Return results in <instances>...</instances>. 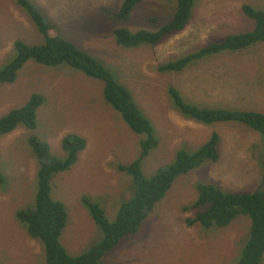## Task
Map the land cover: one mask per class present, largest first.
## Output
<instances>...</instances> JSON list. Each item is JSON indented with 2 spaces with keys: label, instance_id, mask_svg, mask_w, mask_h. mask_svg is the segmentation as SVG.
<instances>
[{
  "label": "rangeland",
  "instance_id": "rangeland-1",
  "mask_svg": "<svg viewBox=\"0 0 264 264\" xmlns=\"http://www.w3.org/2000/svg\"><path fill=\"white\" fill-rule=\"evenodd\" d=\"M31 2L68 41L102 61L131 91L153 124L159 145L142 158L147 135L135 133L106 102L101 82L66 64L49 67L27 62L13 83L0 86V119L24 107L32 95L44 99L36 129L19 126L0 137V173L5 180L0 184V264H46L43 242L31 238L16 216L33 208L38 195L39 163L32 137L47 142L61 160L67 156L62 145L65 137L78 135L87 142L76 165L53 177L50 195L68 212L61 241L75 257L103 237L83 198L104 207L113 222L135 196L134 177L118 166L142 159L141 173L149 179L172 166L177 153H196L214 134L219 136V160L205 161L179 176L140 232L124 238L101 264H238L251 228L249 217L212 229L199 223L191 226L188 220L199 211L192 205L200 184L240 194L264 190V137L241 122L203 124L184 117L175 108L169 87L197 108L264 114V43L195 60L181 73H161L158 67L229 35L253 31L255 22L243 7L262 10L264 0H195L183 32L157 46L138 47L118 46L114 31H159L175 15L176 0H144L124 22L114 18L123 0ZM17 41L38 46L45 38L17 0H0V70L16 58Z\"/></svg>",
  "mask_w": 264,
  "mask_h": 264
},
{
  "label": "trees",
  "instance_id": "trees-1",
  "mask_svg": "<svg viewBox=\"0 0 264 264\" xmlns=\"http://www.w3.org/2000/svg\"><path fill=\"white\" fill-rule=\"evenodd\" d=\"M120 9L114 14L120 22L129 21L135 8L144 0H123ZM177 10L173 18L159 31L140 30L131 33L124 28L114 31V39L118 46L138 47L142 44L157 46L180 34L189 25L195 0H176ZM19 6L27 13L31 21L44 35L42 45L31 46L22 41L15 43L16 58L0 70V86L13 83L27 62L33 60L38 64L58 67L66 64L90 79L104 85L103 94L106 102L119 112L128 126L137 134H145L148 139L143 142L142 158H145L159 145L153 124L139 107L131 91L123 85L114 73L102 61H98L88 52L81 50L65 38L55 24L46 21L45 16L31 0H17ZM243 11L254 20L255 28L251 32L229 35L219 42H213L194 54L160 65L161 73H181L195 60L223 52H237L264 43V9H254L244 5ZM169 96L175 108L184 117L203 124L237 121L264 137V114L256 111H227L223 109H203L187 104L181 93L169 87ZM44 104L41 95H32L30 101L21 108L9 111L0 119V137L10 134L19 126L31 130L37 126V111ZM31 144L38 160V195L33 208L17 212V219L25 225L28 235L39 239L45 246L46 264H101L102 259L121 241L140 232L142 224L153 212L155 205L164 198L172 188L174 181L202 165L205 161L219 160V136L213 137L199 151L190 154L185 151L177 153L176 162L165 170H161L152 178H145L141 173L138 159L130 166H118L134 177L136 193L133 199L125 203L117 213L115 221L108 219L106 210L99 204L83 198L85 208L91 214L103 237L89 250L73 257L64 247L61 236L68 227V212L61 202L52 200V180L59 173L72 169L78 162L80 153L85 150L87 142L78 135H68L63 140V149L67 156L61 160L55 157L50 145L35 137ZM264 144V143H263ZM0 173V184L4 183ZM198 199L192 205L199 210L197 215L189 218L188 224L199 223L205 229L224 228L240 216L251 220V228L246 240L242 243L238 264H262L264 258V190L240 194L230 193L211 184L198 185ZM191 207H188V210ZM187 210V208H186Z\"/></svg>",
  "mask_w": 264,
  "mask_h": 264
},
{
  "label": "clouds",
  "instance_id": "clouds-1",
  "mask_svg": "<svg viewBox=\"0 0 264 264\" xmlns=\"http://www.w3.org/2000/svg\"><path fill=\"white\" fill-rule=\"evenodd\" d=\"M137 235V234H136ZM129 237V236H128ZM115 250V249H114Z\"/></svg>",
  "mask_w": 264,
  "mask_h": 264
}]
</instances>
